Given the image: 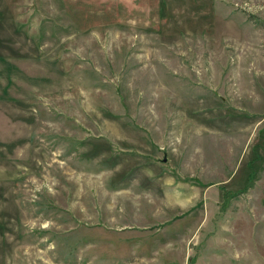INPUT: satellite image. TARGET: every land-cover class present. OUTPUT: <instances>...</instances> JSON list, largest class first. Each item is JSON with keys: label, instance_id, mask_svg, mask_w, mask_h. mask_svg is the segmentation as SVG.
<instances>
[{"label": "rangeland", "instance_id": "obj_1", "mask_svg": "<svg viewBox=\"0 0 264 264\" xmlns=\"http://www.w3.org/2000/svg\"><path fill=\"white\" fill-rule=\"evenodd\" d=\"M0 264H264V0H0Z\"/></svg>", "mask_w": 264, "mask_h": 264}, {"label": "water", "instance_id": "obj_2", "mask_svg": "<svg viewBox=\"0 0 264 264\" xmlns=\"http://www.w3.org/2000/svg\"><path fill=\"white\" fill-rule=\"evenodd\" d=\"M166 161V158H163V162H165Z\"/></svg>", "mask_w": 264, "mask_h": 264}]
</instances>
